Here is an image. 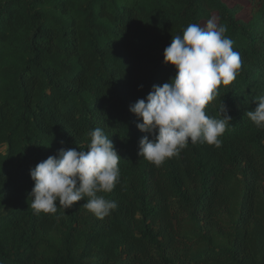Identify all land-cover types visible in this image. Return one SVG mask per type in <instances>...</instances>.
I'll use <instances>...</instances> for the list:
<instances>
[{"label":"trees","instance_id":"obj_1","mask_svg":"<svg viewBox=\"0 0 264 264\" xmlns=\"http://www.w3.org/2000/svg\"><path fill=\"white\" fill-rule=\"evenodd\" d=\"M214 14L242 68L205 112L232 121L219 148L189 143L157 167L130 106L175 76L172 37ZM261 95L264 0H0V264H264V128L245 116ZM97 127L121 157L101 193L118 208L36 214L30 169L87 151Z\"/></svg>","mask_w":264,"mask_h":264},{"label":"clouds","instance_id":"obj_2","mask_svg":"<svg viewBox=\"0 0 264 264\" xmlns=\"http://www.w3.org/2000/svg\"><path fill=\"white\" fill-rule=\"evenodd\" d=\"M226 33L227 26L212 16L204 26L190 23L182 36L172 37L164 49V63L175 67V76L163 85H153L146 99L130 106V111L143 121L137 123V128L154 137L150 140L145 135L140 139V157L159 167L166 159L178 156L189 143L221 146L220 137L232 117L225 106L221 119L208 116L205 108L219 94L221 84L230 85L242 68L240 53ZM253 101L258 102L257 107L246 111L245 116L257 128H264V95ZM89 135L87 151L62 147L57 155L30 169L34 187L29 193V208L36 214L66 213L82 200L86 201L82 208L98 219L118 208L116 201L101 193H111L120 183L121 157L102 128H95Z\"/></svg>","mask_w":264,"mask_h":264},{"label":"rangeland","instance_id":"obj_3","mask_svg":"<svg viewBox=\"0 0 264 264\" xmlns=\"http://www.w3.org/2000/svg\"><path fill=\"white\" fill-rule=\"evenodd\" d=\"M226 1L229 2V3H234V2H236L238 0H226ZM240 1H245V0H240ZM241 15L243 17H246L247 18V14H246V11L245 10L241 12ZM213 16H215L217 18V15L216 14H214ZM205 23H206V21H203L202 22L203 25H205Z\"/></svg>","mask_w":264,"mask_h":264}]
</instances>
